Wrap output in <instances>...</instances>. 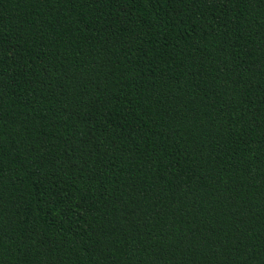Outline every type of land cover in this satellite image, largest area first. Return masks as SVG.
Masks as SVG:
<instances>
[{
	"label": "trees",
	"instance_id": "obj_1",
	"mask_svg": "<svg viewBox=\"0 0 264 264\" xmlns=\"http://www.w3.org/2000/svg\"><path fill=\"white\" fill-rule=\"evenodd\" d=\"M0 264H264V0H0Z\"/></svg>",
	"mask_w": 264,
	"mask_h": 264
}]
</instances>
